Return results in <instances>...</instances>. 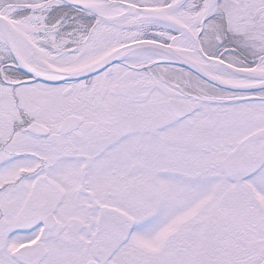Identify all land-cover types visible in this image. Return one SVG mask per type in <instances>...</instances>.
Instances as JSON below:
<instances>
[{
    "label": "snow or ice",
    "instance_id": "1",
    "mask_svg": "<svg viewBox=\"0 0 264 264\" xmlns=\"http://www.w3.org/2000/svg\"><path fill=\"white\" fill-rule=\"evenodd\" d=\"M0 264H264V0H0Z\"/></svg>",
    "mask_w": 264,
    "mask_h": 264
}]
</instances>
